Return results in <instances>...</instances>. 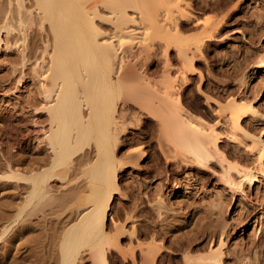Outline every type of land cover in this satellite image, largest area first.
<instances>
[{"label": "rangeland", "instance_id": "374dc122", "mask_svg": "<svg viewBox=\"0 0 264 264\" xmlns=\"http://www.w3.org/2000/svg\"><path fill=\"white\" fill-rule=\"evenodd\" d=\"M189 1L200 18L224 13L227 17L194 61L195 74L182 90L184 107L214 122L217 101L246 96L259 114L249 116L244 126L264 137V66L258 68L256 60L264 54V0ZM24 3L28 10L23 11L34 15L25 49L21 47L23 28L18 24L17 4L0 0V264H55L49 259L58 257V236L76 218L69 207L61 210L65 206L59 200L74 194L77 186L84 188L86 178L80 177L85 176L74 172L76 177L73 174L68 185L70 179L51 182L52 194L59 200L39 206L43 209L33 205L38 208L33 212L31 205L21 211L27 184L2 177L9 167L25 171L50 161L52 155L43 139L49 117L43 110L41 78L35 73L41 61L48 60L52 38L49 28L39 21L34 0ZM6 19L9 30H1ZM98 23L110 33L109 22ZM185 27L188 32L196 28L195 23ZM157 48L143 64L154 77L161 76L165 59ZM169 57L173 65H179L176 50H170ZM119 112L126 130L117 152L124 165L118 173L121 191L108 219L111 234L119 236L110 264H145L143 250L153 240L159 247L153 264H191L211 244L219 243L222 232L226 234L223 264H264V173L241 191L231 190L215 161L206 168L170 150L160 122L141 110L139 103L120 106ZM221 145L232 160L249 163L253 159L243 145L229 137ZM82 158L76 161L86 159ZM76 161L74 165L80 168ZM84 256L83 264H94L88 254Z\"/></svg>", "mask_w": 264, "mask_h": 264}, {"label": "bare ground", "instance_id": "6f19581e", "mask_svg": "<svg viewBox=\"0 0 264 264\" xmlns=\"http://www.w3.org/2000/svg\"><path fill=\"white\" fill-rule=\"evenodd\" d=\"M14 1L19 12L18 24L23 28L21 47L25 49L26 33L34 15L32 11L26 13L25 0ZM34 5L41 25L49 28L52 38L48 62L43 59L39 70L35 69L41 78L43 110L49 117L43 139L52 155L50 161L25 171L7 167L8 174L2 177L17 181L18 185L27 184L21 211L31 205L33 212L56 199L51 182L70 179L65 182L68 185L76 177L74 172L85 176L80 177L86 178L84 188L77 186V193L76 188L64 200L56 199L63 201L65 207L61 210L68 211L66 206L69 207L76 218L60 232L58 257L49 261L83 264L84 255L88 254L94 264H110V255L119 247V236L111 234L108 219L115 196L121 191L118 173L124 165L117 152L121 134L126 130L120 106L139 103L141 110L160 122L170 150L206 168L215 161L231 190L241 191L264 173V137L244 126L249 116L259 114L252 100L231 96L217 101L216 120L212 122L187 110L181 99L184 86L195 74V59L219 32L227 17L225 13H218L222 17L200 18L189 0H34ZM98 20L111 24L110 33ZM191 23L196 28L188 32L185 24ZM8 26L6 19L1 30ZM156 46L165 58L159 78L143 69L144 61ZM172 49L177 52V66L169 57ZM256 60L257 67L262 68L264 54ZM226 137L243 145L253 156L252 161L232 160L221 145ZM166 154L163 156H169ZM81 156L86 159L76 161ZM75 161L82 170L74 165ZM20 212L19 215L23 214ZM225 239L222 232L219 243L211 244L191 264H223ZM158 252L153 240L143 250L144 263L153 264Z\"/></svg>", "mask_w": 264, "mask_h": 264}]
</instances>
